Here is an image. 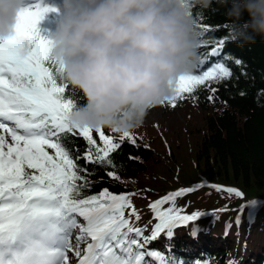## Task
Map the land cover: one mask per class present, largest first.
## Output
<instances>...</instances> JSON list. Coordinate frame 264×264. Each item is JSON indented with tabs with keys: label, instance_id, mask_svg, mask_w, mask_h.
I'll use <instances>...</instances> for the list:
<instances>
[{
	"label": "snow or ice",
	"instance_id": "6c2138e0",
	"mask_svg": "<svg viewBox=\"0 0 264 264\" xmlns=\"http://www.w3.org/2000/svg\"><path fill=\"white\" fill-rule=\"evenodd\" d=\"M194 8L190 14L201 33L200 47L207 50L200 53L196 70L180 78L174 98L164 107L197 99L201 86L212 100L218 92L212 85L234 75L224 63L208 66L220 55L227 38L210 46L203 38L209 29L199 24L203 17ZM50 11L55 9L41 3L24 8L14 36L0 42V264H182L171 254L170 245L161 251L151 244L161 236L170 241L175 228L199 219V212L182 214L175 204L195 188L180 189L150 203L156 221L150 230L130 222V217L136 221L141 217L129 194L108 189L88 193L95 184L90 179L94 169L78 161L114 167L111 155L125 142L136 145L137 137L133 133L113 136L98 129V143L93 130L67 124L74 105L63 98L66 85L57 84L53 64L46 66L51 41L40 36L37 28ZM261 93L264 99V90ZM76 136L86 141L82 154L74 142L71 149L65 143ZM107 175L119 180L115 171ZM216 190L242 196L232 188ZM126 210H130L128 217ZM191 234L196 235L195 227Z\"/></svg>",
	"mask_w": 264,
	"mask_h": 264
},
{
	"label": "trees",
	"instance_id": "16d2710c",
	"mask_svg": "<svg viewBox=\"0 0 264 264\" xmlns=\"http://www.w3.org/2000/svg\"><path fill=\"white\" fill-rule=\"evenodd\" d=\"M197 10L203 17L199 24L209 29L203 38L210 46L227 38L220 55L213 57L208 66L224 63L234 74L230 80L212 85L218 88L212 100L208 99L211 93L201 86L197 99H184L175 107L188 113L190 109L199 111L200 124L192 115H188L186 123L174 128H167L163 123H143L133 132L136 145L125 142L111 155L114 167L86 164L84 159L78 164L94 169L90 179L95 184L88 190L89 194H98L104 189L113 194H129L141 217L139 221L130 217V222L137 227L147 225L149 230L156 222L148 207L150 203L177 190L195 188L178 197L175 204L186 214H192V205L203 204L204 215L187 226L175 228L170 241L161 236L151 244L161 251L170 245L171 254L178 262L264 264V99L261 93L264 42L258 38L253 45L238 47L229 39L228 27H224L227 25L224 7L213 2L209 9L194 8V12ZM59 19L56 10L48 12L37 25L40 36L50 40ZM206 50L200 47V53ZM236 60L241 64L237 65ZM45 63L46 66L53 64L57 84L66 85L60 79L58 67L51 60ZM62 95L65 100L71 99L74 107L86 103L83 93L70 85H66ZM103 130L118 136L109 129ZM93 137L99 143L95 130ZM73 142L82 154L86 141L79 136L65 141L70 149ZM108 171H115L119 180L109 177ZM217 188H232L242 196L217 191ZM194 195L199 197L192 199ZM257 197L261 199L253 200ZM252 205L254 215L247 209ZM129 211L126 210V217ZM193 227L195 236L191 234Z\"/></svg>",
	"mask_w": 264,
	"mask_h": 264
},
{
	"label": "clouds",
	"instance_id": "9594fccd",
	"mask_svg": "<svg viewBox=\"0 0 264 264\" xmlns=\"http://www.w3.org/2000/svg\"><path fill=\"white\" fill-rule=\"evenodd\" d=\"M213 2L225 9L231 42H264V0H62L50 60L86 100L67 124L120 136L139 128L196 68L201 33L190 12ZM24 8V0H0V42L14 36Z\"/></svg>",
	"mask_w": 264,
	"mask_h": 264
},
{
	"label": "rangeland",
	"instance_id": "374dc122",
	"mask_svg": "<svg viewBox=\"0 0 264 264\" xmlns=\"http://www.w3.org/2000/svg\"><path fill=\"white\" fill-rule=\"evenodd\" d=\"M43 0H24V6L25 7H30L34 6L36 3H41ZM62 0H44L43 3H41L42 6H47V7H52L56 10V12L61 15L59 9L61 6ZM188 115H192L196 122L200 124V118H201V113L197 110H191L190 112H186L184 110H181L179 108H163L159 106L158 108L152 110L146 117L144 124H159L163 123L164 126L167 128H174L177 127L178 125L182 123L187 122ZM199 196H192V199H197ZM261 198L257 197L254 198L253 200H259ZM253 206V205H252ZM249 206L247 209H250ZM244 207V206H243ZM192 208L194 210H191L190 212H199L202 216L204 215V206L203 204L196 203L192 205ZM238 211V210H237ZM239 212V211H238ZM251 216V215H250ZM239 217V215H238Z\"/></svg>",
	"mask_w": 264,
	"mask_h": 264
}]
</instances>
